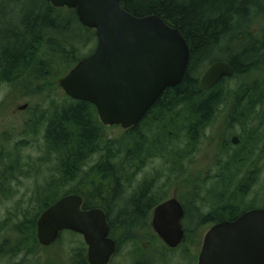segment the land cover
<instances>
[{
    "label": "trees",
    "instance_id": "1",
    "mask_svg": "<svg viewBox=\"0 0 264 264\" xmlns=\"http://www.w3.org/2000/svg\"><path fill=\"white\" fill-rule=\"evenodd\" d=\"M121 7L135 17L156 15L177 28L190 57L183 81L166 89L139 124L109 140L94 106L68 98L59 86L61 77L94 51V31L80 24L74 10L54 8L46 0H0V85L21 89L18 93L47 103L34 123L43 127L44 154L39 161L52 162L46 173L36 171L29 157L22 159V146L5 151L0 147V195L9 199L13 195L10 183H19L20 177L37 173L43 179V184L34 185L29 199L32 211L24 210L14 224L13 248L4 250L6 255L0 248V255L8 259L19 253L35 255L36 221L62 196H82L87 206H112L121 188L132 185L153 156H163L179 170L186 156L180 145L192 151L223 103L227 104V121L236 125L246 122L257 104L264 106V0H122ZM219 61L234 69L233 76L209 90L201 89L200 77ZM261 116L264 121V110ZM148 132L161 133L166 142L156 139L157 135L149 141ZM249 154L232 155L215 175L220 191L211 198L218 207L207 220H234L258 208L245 200L254 185L249 170L236 179L241 174L239 164ZM96 156L98 160L85 169ZM180 172L187 173L186 168ZM148 190L149 184L138 185L131 193L130 206L120 211H133L132 218L142 220L145 208L158 202L156 197L144 198L151 195Z\"/></svg>",
    "mask_w": 264,
    "mask_h": 264
},
{
    "label": "water",
    "instance_id": "2",
    "mask_svg": "<svg viewBox=\"0 0 264 264\" xmlns=\"http://www.w3.org/2000/svg\"><path fill=\"white\" fill-rule=\"evenodd\" d=\"M46 1L54 8L74 10L80 24L95 32L94 52L79 60L59 86L68 98L94 106L103 126L135 127L166 89L183 81L189 47L181 32L160 17H135L121 7L122 0ZM233 74L229 64L215 62L202 74L199 86L209 90ZM231 144H238L236 136ZM81 204L80 196L67 195L44 210L36 222L37 240L48 246L61 230L74 231L89 247L90 264H106L113 242L107 239L105 215L100 209L81 211ZM182 214L175 198L154 210V230L171 247L183 238ZM198 264H264V209L212 226L204 235Z\"/></svg>",
    "mask_w": 264,
    "mask_h": 264
},
{
    "label": "rangeland",
    "instance_id": "3",
    "mask_svg": "<svg viewBox=\"0 0 264 264\" xmlns=\"http://www.w3.org/2000/svg\"><path fill=\"white\" fill-rule=\"evenodd\" d=\"M235 83H238V80ZM235 83L231 84L232 88H235ZM17 90L22 91L13 89L9 85H0V135L3 136L0 140V147L3 146L5 151L12 150L15 146H22L20 147L22 159L26 161L29 157L37 167L36 171L43 169L46 173L45 169L52 167V162L41 161L42 163H40L39 161L44 154L43 127L35 125V123L37 113L47 109V103L40 101L39 97L18 93ZM59 92L61 97V90ZM225 105L227 104L223 103L220 106L217 117L203 130L202 137L198 138L192 151H185L186 147L180 145L186 156L181 158L179 170L164 161L163 156H153L146 166L137 173L134 183L121 188V195L130 196L138 185L147 183L149 184L148 192L159 200L177 196L188 208L195 205L199 207L198 211L209 215L218 207L217 201L211 198L215 192L220 191L219 185L221 184L216 181L215 175L220 172L228 158L245 151L250 154L243 163L239 164L241 174H237L236 179L249 170V177H252L254 185L248 191L245 200L248 203H255L254 205L258 208L264 206V128L260 129V126L264 125V121L261 120L264 106L256 105L250 118L246 122L236 125L227 121ZM22 106L26 107L20 110ZM104 132L109 140L119 138L124 133L119 126L105 127ZM147 134L149 141H152L157 135L156 139L166 142L161 133L150 134L148 132ZM234 136L238 138L237 146L230 142ZM97 160L98 156L90 159L85 169H88ZM184 168L187 173L181 174L180 171ZM179 181L182 182L178 185ZM18 182L10 183L13 195L9 199H6L2 193L0 195V248H2L3 255H6L4 250L13 248L14 224L22 219L21 217L19 219V215L24 210L32 211L29 199L33 194L34 185L43 184V179L42 175L32 173L29 178L20 177ZM225 182L228 183L227 180ZM234 189L231 187V190ZM193 196H199V198L191 199ZM120 209V203L116 202L115 210ZM207 230L206 227L202 228L192 237L202 242ZM7 241L10 242L6 244ZM3 255H0V260H7L8 258ZM23 257V253L16 256L19 259ZM0 264H6V262L0 261Z\"/></svg>",
    "mask_w": 264,
    "mask_h": 264
},
{
    "label": "flooded vegetation",
    "instance_id": "4",
    "mask_svg": "<svg viewBox=\"0 0 264 264\" xmlns=\"http://www.w3.org/2000/svg\"><path fill=\"white\" fill-rule=\"evenodd\" d=\"M257 105L261 106L260 104ZM80 197L82 199L81 211L100 209L105 215V221L108 225L107 239L113 242V251L106 264H198L204 237L202 242H199L192 235L202 228L206 227L209 230L219 223L214 219L207 220L208 215L198 211V206L193 205L188 208L177 196L158 199L157 203L155 201L150 203L145 208L142 220L139 217L132 218V215H135L133 211L115 210V203L120 199L121 207L127 209L130 206L127 205L128 202L133 198L132 195L114 197L112 206L107 204L104 209L97 206H87L85 199ZM154 197L156 196L147 195L144 198L153 200ZM171 198H175L183 210L179 221L183 238L175 247L167 245L155 232L152 224L155 208ZM193 198L198 199L199 196L191 197V199ZM35 236L37 240V235L35 234ZM88 252L89 247L81 234L64 229L58 233L57 238L50 245L43 246L38 242V250L34 256L25 255L21 259L0 261L6 262V264H90Z\"/></svg>",
    "mask_w": 264,
    "mask_h": 264
}]
</instances>
